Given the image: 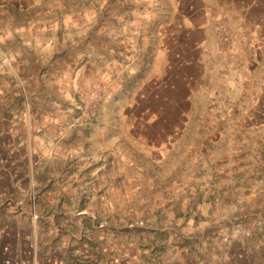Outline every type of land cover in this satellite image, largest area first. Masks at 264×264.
I'll return each mask as SVG.
<instances>
[{
	"label": "rangeland",
	"instance_id": "obj_1",
	"mask_svg": "<svg viewBox=\"0 0 264 264\" xmlns=\"http://www.w3.org/2000/svg\"><path fill=\"white\" fill-rule=\"evenodd\" d=\"M212 6L0 0V225L18 229L14 255L264 264V95L239 66L225 78L214 26L185 23L218 18ZM175 21L179 35L156 37Z\"/></svg>",
	"mask_w": 264,
	"mask_h": 264
},
{
	"label": "crops",
	"instance_id": "obj_2",
	"mask_svg": "<svg viewBox=\"0 0 264 264\" xmlns=\"http://www.w3.org/2000/svg\"><path fill=\"white\" fill-rule=\"evenodd\" d=\"M202 1V0H201ZM213 6L220 9V16L214 19L216 12L206 13L201 12L203 20L196 17L187 16L184 21L188 26H214L217 31V25L220 22H225L231 32V40L223 41L219 39L215 32V43L218 44V50L214 49L219 55L223 54V74L225 78H229L226 73L230 68H237L247 72L246 80L258 88V94L264 95V0H211ZM210 6V5H209ZM196 10L197 6H194ZM198 14V12H196ZM175 15L179 19L180 13L178 7L175 10ZM214 19L213 22L211 20ZM175 23V24H174ZM179 22L175 21L166 30L160 24L156 25V37L163 40V33L171 31V35H179ZM212 23V24H211ZM201 24V25H198ZM217 34L220 33L217 31ZM226 72V73H225ZM262 72V73H260ZM243 84V82H241ZM226 101H228L226 99ZM18 230V229H17ZM16 228L5 227L0 225V264H30L33 259L24 255L13 254L12 248L19 252L17 239H14L13 233ZM18 237V234H17ZM223 245V243H222ZM8 251V253H6ZM231 257L238 255L234 252H229ZM229 254V255H230ZM223 249L218 253V262H223ZM34 264V263H33ZM196 264H205L202 261ZM240 264V263H239Z\"/></svg>",
	"mask_w": 264,
	"mask_h": 264
},
{
	"label": "built area",
	"instance_id": "obj_3",
	"mask_svg": "<svg viewBox=\"0 0 264 264\" xmlns=\"http://www.w3.org/2000/svg\"><path fill=\"white\" fill-rule=\"evenodd\" d=\"M217 31L225 40H231V32L225 22H220L217 25ZM34 217L36 218L37 216Z\"/></svg>",
	"mask_w": 264,
	"mask_h": 264
}]
</instances>
